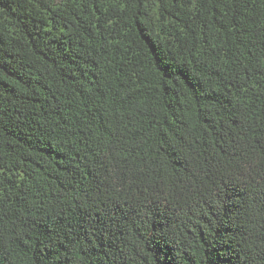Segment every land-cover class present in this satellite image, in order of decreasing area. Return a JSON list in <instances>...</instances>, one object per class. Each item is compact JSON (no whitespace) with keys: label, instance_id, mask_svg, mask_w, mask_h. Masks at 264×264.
Returning a JSON list of instances; mask_svg holds the SVG:
<instances>
[{"label":"trees","instance_id":"obj_1","mask_svg":"<svg viewBox=\"0 0 264 264\" xmlns=\"http://www.w3.org/2000/svg\"><path fill=\"white\" fill-rule=\"evenodd\" d=\"M0 264H264V0H0Z\"/></svg>","mask_w":264,"mask_h":264}]
</instances>
